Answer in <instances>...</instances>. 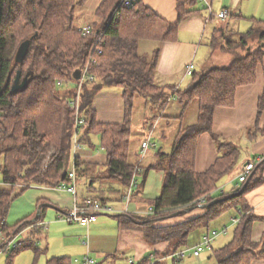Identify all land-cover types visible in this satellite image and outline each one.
<instances>
[{"label":"trees","instance_id":"obj_1","mask_svg":"<svg viewBox=\"0 0 264 264\" xmlns=\"http://www.w3.org/2000/svg\"><path fill=\"white\" fill-rule=\"evenodd\" d=\"M87 1L0 0V176L3 179L0 180L6 184H0V230L6 236L0 250L22 228L42 221L8 224L17 187L24 191L32 184L56 187L70 181L78 116L85 120L79 127L78 142L81 146H94L95 136L99 137L107 154L105 179L118 187L115 191L122 199L140 160L137 144L141 139L135 140L133 128L135 101L142 97L150 107L163 110L171 96L169 89H173L172 95H178L185 104L197 101V118L180 127L169 151L159 147L151 162H141L142 183L151 169L165 173L160 196L149 203L155 212L144 216L129 212L116 215L121 226L140 231L149 244L168 243L163 254L155 251L152 257L138 264H165L162 260H153L186 247L194 231L231 209L239 212L241 220L234 225L232 239L226 245L213 246L212 256L217 264H251L257 258H264V243L252 239L253 224L260 217L250 210L246 198L249 191L264 181L261 174L257 176L264 160L247 182L230 192L221 191L218 187L222 179L239 173L246 162L242 161L241 143L213 135L220 155L206 171L196 170L197 142L203 133L212 132L216 109L233 105L237 88L255 80L258 65L264 58V21H257L235 39L218 40L220 47L231 53L230 61L209 63L200 69L194 64L193 73L188 75L190 84L181 90L161 83L157 67L162 44L176 40L180 21L188 13L183 4L179 20L171 22L142 0H129V3L101 0L95 17L81 24L77 11ZM87 26H90L88 30ZM26 39H31V44L23 61L18 62V48ZM254 39L257 46L241 53V47ZM142 41L158 44L151 52H142ZM218 44L213 42V46ZM90 57L96 60L88 66V74L93 78L83 81L77 114L71 102L80 90L77 82L82 76L76 79L74 72L83 70ZM18 70L22 71V78L28 75V82L12 91ZM109 86L123 90L126 111L120 123L99 122L92 108L95 95ZM263 103L261 98L260 106ZM153 126L154 122L150 121L148 133ZM248 130L251 139L264 135V125L259 123ZM74 168L80 176L95 169L94 164L82 162L78 156ZM202 196L207 197V202L198 205L196 200ZM88 197L102 203L110 200L109 197ZM199 207L206 209L200 216L176 224H158L181 215L185 209ZM44 229L34 226L25 241L6 251L13 256L23 248H33L39 255L43 249L35 236ZM48 264L71 262L65 257H54Z\"/></svg>","mask_w":264,"mask_h":264},{"label":"crops","instance_id":"obj_2","mask_svg":"<svg viewBox=\"0 0 264 264\" xmlns=\"http://www.w3.org/2000/svg\"><path fill=\"white\" fill-rule=\"evenodd\" d=\"M142 1L156 13L171 22L179 20L180 5L183 4L182 7L188 12L185 18L180 21L176 40L166 41L162 44L157 67V78L161 83L168 87L179 88L181 90L187 88L190 84V77L185 74V69L189 63L193 62L196 69L207 65L198 66L196 61L198 55L202 57L206 52L209 43L212 47L209 49L206 63L223 64L230 61L231 53H229L230 58L227 59L226 57H222L221 54H218L222 53L223 49L217 53L215 46H213V42L218 35L222 38L223 42L228 38L235 39L240 33L248 31L257 21H264V0ZM223 10L228 11L226 18H220L217 15ZM243 27L247 29L243 30ZM208 31H210L208 34L209 37L205 39ZM261 98L264 100V58L258 65L255 80L237 88L233 105L220 106L216 109L212 132H205L199 137L196 149V170L198 172L209 169L220 155L219 147L213 135H217L222 139L241 141V144L249 149L250 158L247 161L258 156L264 157V135L255 139L249 138L248 135V129L254 127L257 123L260 126L264 125V103L260 106ZM92 108L99 122H122L125 119L126 111L123 90L116 86L104 88L95 95ZM180 116L183 115L181 114ZM159 124L155 126L156 128L154 127L152 133L155 139L159 141L160 147L164 148L165 151H169L171 149V143L175 139L180 127H175L177 130L173 131L171 129L172 122H167L164 127L163 124L161 126ZM148 129V126L141 129V140L139 139L140 141L137 144L139 151L140 143L148 133ZM95 137L98 139H94V146H81L77 150L74 147L72 151V163L77 153V156L82 162L94 164L95 168L89 171L87 175L80 176L77 174L78 198L79 200H84L91 195L109 197L108 204L112 203L115 209L123 211L126 206L123 198L119 199L117 197L115 189L118 187L105 179V173L107 172V154L100 145L99 137ZM154 157L155 152L151 151L150 154L147 153L142 160V164L151 162ZM260 174L264 180V165L258 170L257 176ZM164 175V171L159 169H151L147 173L144 183H139V187L132 197L131 204H129V213L139 216L148 214L146 211L150 206L149 203L161 194ZM239 184L238 173L235 172L226 175L220 182L218 188L224 189L225 192H230L234 188H237ZM42 186L57 189L56 187L47 185ZM218 193H221V191H218ZM56 197L54 199L52 198L53 200L51 198H45L44 196L40 197L37 210L21 221H43L45 220L44 217L47 218V216H53L54 218V213L47 209L49 206H52V208L62 213L72 211L75 201L71 205L70 202L64 203L61 200V198L65 199L68 197H70V200L72 198L71 196H65L59 193V196ZM246 198L250 210L260 217L253 224L252 239L256 242L264 243V181L249 191ZM70 205L71 207H69ZM183 211L181 215L167 218L164 221L161 220L158 224L170 225L184 222L204 214L206 209L199 207L190 210L185 209ZM228 212H231L229 218L222 217ZM238 214L239 212L237 210L231 209L212 220L214 222L213 224L211 221L209 225L198 228L192 234L190 244L187 246L192 247L199 243L203 236L212 229H220L226 225H231L232 218L238 216ZM116 215L100 214L97 220L89 225L80 223H54V228L57 225L61 227L55 230L54 228L50 229L49 235L46 229L36 234L35 239L37 241L43 240L46 243L45 247L38 245L43 249L40 254L48 252L46 263L44 264H48V260L54 257H65L70 260L71 264H80L77 259H81L87 252L97 259V264H128L130 260L140 263L148 257H152L155 251L163 254L167 250V242H161L155 245L149 244L140 231L121 226ZM215 222L216 225H214ZM26 231L29 232L30 230ZM228 235V232L223 234L221 241L219 237L213 246L219 248L226 245L232 239L233 233L232 235ZM25 239L22 241H25ZM25 249L33 248H23L19 252ZM205 251L210 252V260H212L214 258L212 256V250ZM18 253L10 256V253L6 251L7 257L5 264H13L15 256ZM161 256L157 259L154 258L153 261L162 260L165 264H170L168 259L172 258L174 263L178 262L174 253ZM251 264H264V258H257Z\"/></svg>","mask_w":264,"mask_h":264},{"label":"rangeland","instance_id":"obj_3","mask_svg":"<svg viewBox=\"0 0 264 264\" xmlns=\"http://www.w3.org/2000/svg\"><path fill=\"white\" fill-rule=\"evenodd\" d=\"M100 1L101 0H88L87 3L83 7L78 9L77 19H78V21H80L81 24L89 23V21L95 17L94 12H95V9H96V7ZM242 29L245 30L247 28L243 27ZM209 32L210 31L207 32L205 39H207V37H209L208 36ZM218 40L219 41L222 40V38L219 35L216 37L214 43H216V44L220 43V42H218ZM255 41H256V39L250 40V42H248L249 43L248 46H242L241 48H243V50L241 53L247 52V49H249L250 46H253V47L257 46ZM208 46H210V48H208ZM208 46L206 48V52L202 55V57H201V55L200 56L198 55L197 61H196L198 66H203V65L208 64V63H206V57H207L209 49H211L212 45H210V43H209ZM155 47H156L155 41H144V42L142 41L141 51L142 52H146V51L151 52ZM215 49L217 50V53H218V51H222V48L220 47L219 44H218V46H215ZM218 54L219 55L221 54L222 57H226L227 59L230 58L229 52H226L224 50L222 53H218ZM215 55H217V54H215ZM215 60H217V59L215 58ZM185 72H186V69H185ZM188 77H190V76H188ZM169 91L171 92V96L169 98L167 106L163 110L156 109L154 106L150 107L143 100L142 97H138L136 99L135 111H134V121H133L134 138L136 141H138L141 138V135H142L141 129H144L146 126H148L150 121L154 122L153 127L157 126L158 123H160L159 124L160 126L163 124V127H164V126H166L167 122H172L174 126L171 125V129L173 131L177 130V129H175V127L179 128L181 126L188 125V124L195 121L196 115H197V101L193 100V101L189 102L188 104H185L183 101L178 99V97H177L178 95H176L175 97L172 95L173 89H169ZM181 114L183 116H180ZM162 115H163V117H161ZM176 116H178V117H176ZM96 139H98V138H96ZM156 142L159 145V141L157 140ZM239 143H241V141ZM158 145L156 148L151 147L150 150L148 151V153L150 154V152L152 151V152H155V154H156V151L160 147V145L159 146ZM242 147H243L242 161H243V163H245V162H247V159L250 158L249 157V149H248V147H244V146H242ZM46 165H48V162L46 163ZM0 179H2L1 176H0ZM138 180H139V183L142 184V182H143L142 174H140L138 176ZM59 193H62V195H65V196H71L72 198L70 200H69L70 197L65 198V199L61 198V200H63L64 203L70 202V204L73 205V202L75 201V197L69 191H63V190H59V189H55V188H47L45 186L38 185V184H32L31 186H29L24 191H21V188L17 187L15 189V192H14L15 196H14V199H13L12 204H11L9 215L7 217L8 223L10 225H15L19 221L25 219L32 212L36 211L38 208V202L40 200V197L44 196L45 198H51V199L53 198L54 199V198H57L56 196H59ZM203 200H205V202H202V203H206L207 197L202 196V197L198 198L196 200V202L203 201ZM71 205L69 207H71ZM110 205H112V203H110ZM198 205H200V204H198ZM47 209L49 211H51L52 213H54V218H53V216H47V218L44 217L45 220H43V222L47 225L46 230L48 232V235H49V231H51L50 229L54 228L53 227L55 225L54 223L72 224L63 217V215L65 213H62V212L56 210L55 208H52V206H49ZM103 213L105 215L117 214V213H110V212H103ZM230 214H231V212H228V213L224 214L222 217L229 218ZM74 223L75 222H73V224ZM211 223L213 224L214 222L212 221ZM214 225H216V222ZM59 227H61V226L57 225L54 228V230L59 228ZM31 228H34V226L30 225V226H25L24 228H22L20 233H18L17 235L14 236L10 248L12 249L14 247V243H19L23 239H25V236L28 235L27 234L28 231H26V230H30ZM35 228H37V227L35 226ZM233 230H234V225H231L229 227L228 234L232 235ZM22 231H25V232H22ZM228 236H226V237H228ZM5 237L6 236H4V235L0 236V248H2V246L4 244L3 240H5ZM219 237H220V241H221V239L223 238V234H220ZM218 238H217V240H218ZM38 245H40L41 247H45L46 243L43 240H38ZM7 248L8 247H4V249L0 250V264H5L6 257H7V254H6ZM183 249L186 250L188 248L185 247ZM187 251L188 252L186 253V255L180 261L174 263L173 259L169 258L168 259L169 263L170 264H217V260L215 258L210 260V258H211L209 256L210 252L204 251L201 253V255L199 257H196V256L192 255V252H190L189 249ZM47 255H48V252H44L40 255H36V253L33 249H25V250L19 252L17 254V256H15L13 264H44V263H46Z\"/></svg>","mask_w":264,"mask_h":264},{"label":"built area","instance_id":"obj_4","mask_svg":"<svg viewBox=\"0 0 264 264\" xmlns=\"http://www.w3.org/2000/svg\"><path fill=\"white\" fill-rule=\"evenodd\" d=\"M126 3H129V0H126ZM213 14V13H211ZM220 18H226L228 16V11L227 10H223L220 13L217 14ZM90 28V26L86 27V30H88ZM96 60L93 57L89 58L88 63L86 64V66L84 67V69L82 70V78L79 82H77V85L79 86V92L77 93V97L75 100H73L71 102L72 106L76 108L77 110V114L79 113L80 110V91L83 85V81L87 78L92 79L93 75H89L88 74V66L91 63H95ZM194 70V63H190L187 65L186 67V72L185 74L191 75L193 73ZM1 114V112H0ZM85 122L83 117L78 116L76 124H75V128H76V132H75V136H74V147L75 149H80L81 148V144L78 142V133H79V127H81V125ZM152 130L144 137V139L141 141L140 144V155H139V161L138 164L135 167V170L133 172V176L130 180L129 186H128V190L126 192V194L123 197V200L125 202V206L126 208L123 211L117 210L115 209L112 205L108 204V203H102L100 200L94 199L92 197H86L84 200H79L78 199V184H77V175L75 172V168H74V161H75V157L77 156V153L74 157L73 163H72V170L69 172L68 178L70 179L69 182H63L61 184H59L58 186H56L57 189L59 190H63V191H69L71 192L74 197H75V202H74V208L72 209V211L70 212H66L63 217L69 221L70 223H80L83 225H89L90 223L94 222L97 220L98 216L100 214H104L103 212H110V213H121V212H129V204L132 201V197L136 191V189L139 186V180H138V176L141 174V162L143 160V158L146 156V154L148 153V151L150 150L151 147H156V142L153 140V136H152ZM264 160L263 156H258L256 158H254L253 160L247 161L246 164L243 166V168L241 169V171L238 173V181L239 183H243V182H247L251 176V174L253 173V171L255 170V168L257 167V165L259 163H261ZM0 184L1 185H6L4 182H2L0 180ZM224 189H221V191H223ZM202 202H205V200L203 201H199L196 202L197 204H203ZM155 209L153 206H149L146 213H154ZM241 220V218L238 216L233 217L231 220V225H235L237 223H239ZM231 225H226L222 228H216V229H212L211 231H209L207 234H205L203 236V238L201 239V241L199 243H197L194 246H186L190 252H192V255L199 257L201 255L202 252H204L205 250H212L213 249V245L215 243V241L217 240V238L220 236V234H224L226 232H228L229 227ZM32 226H36V227H41V228H45L47 229V225L43 222H36L35 224H33ZM23 232V231H22ZM3 235L2 230H0V236ZM12 240L8 241L7 247L11 246ZM18 244V243H14V246ZM185 248V247H184ZM188 249H180L177 252L174 253L175 258L180 261L188 252ZM77 261H79L80 264H97V260L95 257L91 256V254L89 252H87L85 255H83V257L81 259H77ZM152 262V261H151ZM128 264H138L136 261L134 260H130ZM150 264V263H148Z\"/></svg>","mask_w":264,"mask_h":264},{"label":"water","instance_id":"obj_5","mask_svg":"<svg viewBox=\"0 0 264 264\" xmlns=\"http://www.w3.org/2000/svg\"><path fill=\"white\" fill-rule=\"evenodd\" d=\"M31 44V39H26L25 41H23L19 48H18V51H17V55H16V61L18 62H22L27 51H28V48ZM21 74H22V71L21 70H18L17 72V75H16V78H15V81L13 83V86H12V91H15L17 89H20L22 87H24L27 82H28V75H26L24 78L21 77ZM82 76V69H77L75 72H74V77L76 79H80Z\"/></svg>","mask_w":264,"mask_h":264}]
</instances>
